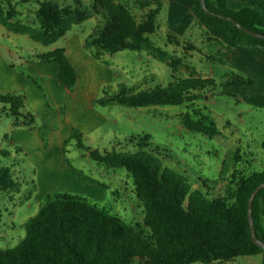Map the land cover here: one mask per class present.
Here are the masks:
<instances>
[{
	"label": "trees",
	"instance_id": "1",
	"mask_svg": "<svg viewBox=\"0 0 264 264\" xmlns=\"http://www.w3.org/2000/svg\"><path fill=\"white\" fill-rule=\"evenodd\" d=\"M10 1L0 0V25L8 32L48 46L72 26L100 16L101 21L83 41V48L92 50L94 60L120 51L146 52L167 66L171 81L166 86L133 93L140 84L129 90L118 84L112 95L95 98V105L116 104L135 109L180 106L199 98V92L205 88L214 87L211 77H177L181 59L156 47L150 39L159 29L157 16L165 0H133L136 9L144 11L140 18L123 0H91L88 5L73 0V7L42 0L37 2L33 24L20 20ZM194 1L190 28L201 29L208 41L224 49L219 59L214 58L221 65H225L224 57L235 47L264 52V40L243 33L229 21L206 15L200 2ZM228 1L241 2L243 7L230 10ZM204 6L211 13L232 18L243 28L264 35V0H204ZM165 37L167 44H181L171 32ZM36 59L56 63L59 81L67 90L73 88L76 74L63 48L40 53ZM253 83L250 78L231 74L220 86L225 88V95L264 109V95L236 94L226 89ZM24 99L17 93L0 94V117L9 118L13 128L30 130L34 116L25 109ZM181 125L206 137L219 134L215 122L203 113L195 116L184 113ZM82 137L79 131L71 129L68 141L74 140L89 159L104 169H122L131 178L134 197L141 207V221L128 224L78 195L63 192L46 195L36 214L24 224V237L19 243L0 248V264H224L237 257L255 255H261L264 264L263 250L252 242L247 220V201L254 188L264 183V167L231 180L223 194L212 195L205 180L189 182L164 165L168 157L152 145L148 135L124 137L123 144L131 145L132 151H117L119 141L107 150L89 148L82 144ZM8 141L16 156L22 153L20 147ZM260 146L264 151V140ZM14 165L0 167V192H20L22 183L14 180L10 171ZM82 179L85 180L83 176ZM251 216L255 236L264 245V188L252 200Z\"/></svg>",
	"mask_w": 264,
	"mask_h": 264
},
{
	"label": "rangeland",
	"instance_id": "2",
	"mask_svg": "<svg viewBox=\"0 0 264 264\" xmlns=\"http://www.w3.org/2000/svg\"><path fill=\"white\" fill-rule=\"evenodd\" d=\"M18 1L10 2L18 11L19 19L33 24L37 2L42 0H31L26 4ZM50 1L59 6H75L73 0ZM80 1L83 5L91 2ZM123 2L128 3L137 18L144 13L136 9L133 0ZM228 5L230 10L237 11L239 9L235 8L240 2ZM164 18L163 12L157 16V24H163L150 39L156 47L181 59L182 66L177 68L176 76L211 77L214 87L205 88L199 92V98L180 106L135 109L116 104L105 108L94 105L105 122L95 132L82 133V144L107 150L119 141L120 145L115 146L117 151H132L134 148L131 145L123 144V138L148 135L152 145L158 146L163 150L161 154L168 157L164 165L179 172L189 182L205 180L212 195L223 194V189L231 180L258 172L264 167V151L260 146L264 140V109L254 108L223 93L225 88L220 86L221 83L231 74L239 73L228 64L221 65L214 59H219L224 51L220 45L208 41L201 29L196 27H189L188 34L179 37L181 44H167L165 36L168 30L164 27ZM100 21V16H92L72 26L62 38L48 46L36 43L25 35L8 32L0 25L1 61L11 78L17 75L31 86V90L0 91V94L23 95L25 109L34 116L30 130L13 128L9 118L0 117V152L9 153L7 156L0 154V167H9L14 163L10 169L12 178L22 183L19 193L0 192V248L14 247L19 243L24 237V224L36 214L44 197L54 193L84 197L128 224L139 223L142 219L141 207L134 197L127 173L122 169H104L89 159L74 140L68 141L71 129L64 120V107L71 104L72 98L62 94L55 86L56 83L63 84L52 74L53 62L36 59V55L51 48L63 47L70 41L69 47L74 48V44L78 43L82 56L87 57L85 66L93 71L94 77L82 80V94L79 90L76 96L92 94L94 99L116 92L112 82L123 83L128 90L138 83L140 88L133 91L137 93L143 89L164 87L171 81L165 63L146 57L144 52L127 51L122 56L119 53L109 59L103 55L99 61L94 60L90 55L92 50L83 48V41ZM140 67L143 71L131 77L134 72H139ZM99 79L105 80V83H98ZM250 87L226 89L236 94H250L254 90ZM184 113L193 116L206 114L215 122L219 134L206 137L185 130L181 125ZM13 130L26 133L16 136L17 140L13 143L22 150L18 156L8 141L13 142ZM27 138H32L30 146L26 144ZM224 264H262V261L261 255H255L237 257Z\"/></svg>",
	"mask_w": 264,
	"mask_h": 264
},
{
	"label": "crops",
	"instance_id": "3",
	"mask_svg": "<svg viewBox=\"0 0 264 264\" xmlns=\"http://www.w3.org/2000/svg\"><path fill=\"white\" fill-rule=\"evenodd\" d=\"M237 1H228V4L234 3ZM194 0H165L163 2V6L161 11L164 13V27L168 32H171L178 37L181 35L188 34V28L191 26L192 19L190 16V8L194 5ZM239 3V2H238ZM235 9H240L243 7V4L240 2V5ZM163 24L162 22L160 25ZM166 24V26H165ZM158 25V27H160ZM264 29V27H263ZM71 45V41L65 44V46L60 47L63 48L64 54L70 64L73 66L75 74H76V81L72 90L69 92L64 85L62 86L60 83H56V87L61 90L62 94L71 96L72 101L71 104L64 107V120H66V124L69 125L70 129H76L81 134H89L95 132L100 125L105 122V118L102 114L98 113L94 109V98L93 95H86L82 97V95L76 96L77 92L80 90L82 94V89L80 88L82 84V80L84 79H91L94 77L92 74V70L90 71L89 68H86L85 59L87 57L82 56V51L78 43L74 44V48L69 47ZM54 48L49 49L48 51ZM46 51V52H48ZM127 51H120L114 54H103L107 56V58H112L115 54H119L122 56ZM44 53V52H43ZM136 53V52H134ZM146 57L152 58L148 53L144 52ZM101 55L100 58L103 56ZM132 56V55H127ZM138 56H140L138 54ZM154 59V58H152ZM99 61V60H97ZM54 64L56 67H54ZM224 64H228V66L233 68L240 76L250 78L253 80L252 87L254 88L253 91L250 92L251 95H264V52L257 49V48H248V47H235L230 50L229 53L226 54L224 57ZM143 65V64H142ZM49 66V65H48ZM52 74L57 77L58 74V66L56 63H52L51 65ZM139 72H134L131 77L138 76V73L142 72V67L138 69ZM241 73V74H240ZM124 74V73H123ZM14 76V75H13ZM53 76V78H55ZM56 79V80H57ZM59 80V79H58ZM105 80L99 79L98 83H105ZM58 82V81H57ZM113 83V84H112ZM112 85L117 86L118 84L123 83H116L112 82ZM0 91L1 92H16L22 89L31 90V86L24 82L23 79L17 75L11 78L8 74L6 65L0 59ZM60 84V85H59ZM108 84V83H106ZM105 84V85H106ZM135 85H138L135 84ZM134 86V85H132ZM131 86V87H132ZM128 87V86H127ZM249 87L248 85H243L241 88ZM70 94V95H69ZM105 108V107H103ZM69 134V132H67ZM66 133V136L68 135ZM26 134L23 131L13 130L12 131V139L13 142L17 140L18 135ZM32 138H27V145H31L29 141Z\"/></svg>",
	"mask_w": 264,
	"mask_h": 264
},
{
	"label": "water",
	"instance_id": "4",
	"mask_svg": "<svg viewBox=\"0 0 264 264\" xmlns=\"http://www.w3.org/2000/svg\"><path fill=\"white\" fill-rule=\"evenodd\" d=\"M201 4V8L202 10L204 11V13L206 15H211V16H215V17H218L222 20H226V21H229L231 22L238 30L242 31L243 33L251 36V37H254V38H257V39H261V40H264V35L263 34H259V33H256V32H253V31H250L248 29H245L243 28L242 26L238 25L232 18H229V17H225V16H220V15H217V14H214V13H211L209 12L205 6H204V0H198ZM261 188H264V183H261L259 185H257L254 190L252 191L248 201H247V220H248V229H249V235H250V238L252 240V242L258 246H260L263 250V260H264V245L259 242L255 236V232H254V227H253V222H252V216H251V203H252V200L254 198V196L256 195V193L261 189Z\"/></svg>",
	"mask_w": 264,
	"mask_h": 264
}]
</instances>
